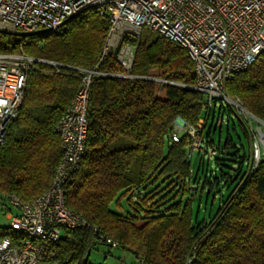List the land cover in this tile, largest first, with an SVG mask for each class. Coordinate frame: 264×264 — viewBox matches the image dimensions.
<instances>
[{"label":"trees","instance_id":"1","mask_svg":"<svg viewBox=\"0 0 264 264\" xmlns=\"http://www.w3.org/2000/svg\"><path fill=\"white\" fill-rule=\"evenodd\" d=\"M108 28L107 17L92 9L55 33L0 37V53H16L23 42L26 54L60 64L38 62L27 74L22 104L0 146L2 210L10 211L8 195L31 200L48 187L60 158L58 121L81 79L76 68L97 65ZM98 69L120 71L111 58ZM131 73L138 78L96 77L90 87L85 151L64 201L98 231L64 228L57 244L61 264H91L87 251L105 245L99 234L118 241L116 249L128 251L132 264L138 258L144 264H186L190 257L191 264H264V159L247 174L249 153L229 154L226 150L234 147L230 138L218 147L211 139L225 116L227 125L233 124L232 110L222 106L205 122L203 143L215 149L214 155L231 156L237 163L232 175L220 168L218 177L208 168L214 155L206 161L207 147L201 146L203 153L196 152L191 160L186 155L188 138L182 135L178 143L170 139L179 118L196 124L205 116L202 94L189 87L195 84V75L187 51L159 33H142ZM224 88L264 121V52ZM237 120L248 141L247 125ZM225 161L215 158L221 167ZM220 180L224 186L232 184V189L209 220L198 219L195 201L205 190L215 192ZM128 193L127 205L136 213L121 205ZM134 194L144 204L143 213ZM112 202L116 209L110 208ZM12 235L7 226H0L1 237Z\"/></svg>","mask_w":264,"mask_h":264},{"label":"built area","instance_id":"2","mask_svg":"<svg viewBox=\"0 0 264 264\" xmlns=\"http://www.w3.org/2000/svg\"><path fill=\"white\" fill-rule=\"evenodd\" d=\"M92 9L109 21L100 59L93 69L76 68L81 79L58 121L60 158L46 190L31 200H22L15 194L7 196L17 212L8 216L7 227L13 235L0 236V264H61L57 244L64 228L86 226L98 231L66 206L64 191L84 155L92 82L102 76L138 78L131 70L137 41L145 28L187 51L195 75V84L189 87L202 94L205 116L196 124L179 118L170 134L171 141L178 143L182 135L186 136L189 142L186 155L192 160L196 152L203 153L206 118L212 113L213 119L222 106L230 108L231 103L243 114L251 138L247 174L264 159V131L259 127L264 121L248 112L240 98L229 97L224 90L228 80L257 62L264 52V0H0V37L6 33H55L71 19L86 17ZM22 45L23 42L16 53H0V146L7 125L16 118L22 104L29 70L38 62L60 66L26 54ZM106 58H111L120 71H100L98 66ZM147 78L160 84H175L162 78ZM252 121L257 123L255 128ZM214 154L215 149H209L208 157ZM99 240L109 248L119 246L118 241L103 234H99ZM192 260L193 257L188 258L186 264ZM135 264L144 263L138 258Z\"/></svg>","mask_w":264,"mask_h":264},{"label":"rangeland","instance_id":"3","mask_svg":"<svg viewBox=\"0 0 264 264\" xmlns=\"http://www.w3.org/2000/svg\"><path fill=\"white\" fill-rule=\"evenodd\" d=\"M148 32L154 33L152 30H149L147 28L144 29L143 33L146 35ZM159 95H163V91L159 93ZM229 96V95H228ZM230 97V96H229ZM230 108L233 113H231V117L233 119V124L229 123L227 125V116H225V119L222 120V122H219L217 125V128L214 132L211 133V139H213L214 146H223L227 138H230L234 147L228 148L226 152L229 154H233L234 152L237 153V156H242L245 152L246 154L249 153V146H250V137L248 135V141L245 138L243 131L241 130L239 126V122L237 120L240 119L243 121V114H239L238 110L233 106L231 103L229 104ZM261 123V122H260ZM252 127H256L257 123L255 121L251 122ZM259 127L262 131H264V124H260ZM206 132L204 131L203 135L206 136ZM187 147H189V142ZM210 149L211 147L209 145H205V143H202V148L204 149ZM208 154L205 155L206 161H207ZM227 158V161H225V167H221L220 165H217L215 162V158ZM231 156H222V155H214L212 158L209 159L208 168L209 170L213 171V174L220 176V168H222L224 171L228 172L230 175L233 174V169L237 166V163H234ZM223 180H220V184L215 190V192H210L206 194V191L203 193L201 199H197L194 203V215L198 217V219L202 220L205 219L206 221L210 219L211 216L215 214V212L218 209L220 199L224 198L227 193L232 189V184L229 186L223 185ZM162 183V182H161ZM161 187V184L159 183V186ZM137 192H141V190H137ZM129 193L125 196H123L121 200L122 207H125L129 211L136 213L134 209L130 208L127 205V198L129 197ZM134 199L137 200L136 194L133 195ZM140 204V212L143 213L144 204L137 200ZM8 205L9 210H2L1 204H0V226H8L10 223V219L8 216H11L17 212L15 207H13L11 204L5 202ZM6 205V206H7ZM111 209H116L115 203L112 202L110 205ZM109 251V252H108ZM105 253L108 255L105 257ZM85 258L88 260L91 264H130L129 262L132 261V256L130 253L125 252L121 249L116 248H109L106 245H99L93 250H88Z\"/></svg>","mask_w":264,"mask_h":264},{"label":"crops","instance_id":"4","mask_svg":"<svg viewBox=\"0 0 264 264\" xmlns=\"http://www.w3.org/2000/svg\"><path fill=\"white\" fill-rule=\"evenodd\" d=\"M123 251H124V250H123ZM125 252H128V251H125ZM128 253H129V252H128ZM131 256H132V255H131ZM132 262H133V258H132V261H130L129 263L132 264Z\"/></svg>","mask_w":264,"mask_h":264}]
</instances>
